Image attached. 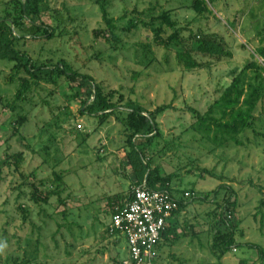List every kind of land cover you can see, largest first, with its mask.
Returning <instances> with one entry per match:
<instances>
[{"label": "rangeland", "instance_id": "rangeland-1", "mask_svg": "<svg viewBox=\"0 0 264 264\" xmlns=\"http://www.w3.org/2000/svg\"><path fill=\"white\" fill-rule=\"evenodd\" d=\"M17 1L0 0V18L19 16ZM96 1L37 0L29 18L51 25L54 38L29 41L26 49L41 60L65 59L113 93L118 107L172 106L156 116L158 134L146 162L168 176L172 195L183 199L171 225L184 236L160 243L156 264H264L250 248L264 249V218L256 210L264 198V90L254 112L258 121L239 137L240 145H214L194 130L192 113L206 112L246 64L245 90L264 85L255 67H263L256 50L264 48V0H205L208 11L201 13L193 0H98L116 20L114 29L103 25ZM163 11L183 39L167 50L154 41L159 28L163 38L172 33L154 20ZM134 22L138 26L128 31ZM199 33L216 35L230 55L191 51L201 66L186 71L175 53L191 49L190 37ZM10 67L0 60V264H123L124 237L106 231L114 209L107 200L132 187L126 136L115 118L120 114L100 122L86 113L92 86L63 78L56 86L33 87L11 111L7 103L17 85L5 83ZM143 143L135 139L137 147ZM229 226L235 242L221 256L214 235Z\"/></svg>", "mask_w": 264, "mask_h": 264}, {"label": "trees", "instance_id": "trees-1", "mask_svg": "<svg viewBox=\"0 0 264 264\" xmlns=\"http://www.w3.org/2000/svg\"><path fill=\"white\" fill-rule=\"evenodd\" d=\"M205 3V0H193L192 5L201 13L203 10L208 11ZM15 4V10L18 9L19 16L14 17L10 13L5 12V16L0 18V60L11 63L10 73L7 75L5 83H15L17 85L13 99L7 103L9 109L14 111L19 108L16 103L25 101L26 95L33 87H38L41 84L56 86L61 78L71 83L79 80L81 86L90 84L92 89L89 91L88 96L91 101L87 106L88 112H85L91 116H95L100 122H106L112 116L115 117L116 114H120V116H116L115 118L122 125L126 136V147L124 148L126 154L124 155V160L128 162L136 179L133 187L125 195L117 196L113 202L111 201L114 199L113 197L107 200L110 206L114 208L111 213V220L117 210L124 208L131 200L133 189L141 186L144 181L150 190L167 191L172 194L168 187L169 177L161 175L157 167L151 168V165L146 162L148 150L152 147L158 134L156 116L172 108V106L170 104L161 105L155 111H147L139 105H130L127 109L118 107L113 102V93L105 94L90 75L78 72L65 59L54 61L52 58L41 60L34 57L26 49V43L29 41H49L53 39V28L45 22L36 24L29 18L30 14L36 10L37 0H19ZM96 6L99 9L103 25L108 29H114L116 20L108 17L105 4L98 3L97 0ZM154 20L172 31L168 38L161 36V28L154 31V41L158 46H162V48L167 50L171 47L172 42L176 44L183 42V39L181 40L180 35L176 31V22L170 18L168 12L163 11ZM137 26L136 22L131 23V26L127 30L131 31L132 29H136ZM142 26L146 29L150 27L145 22L142 23ZM190 40L193 42L191 49L176 51L175 53L177 61L183 65L186 71L199 69L201 66L192 57L191 51L216 59L230 55L216 35L199 33L190 37ZM256 53L263 59V67L256 65V70L264 74V48H259L256 50ZM247 68L248 65L246 64L234 74L229 82L222 87L219 97L213 101L206 112L200 113L192 110L195 119L194 130L202 136L207 137L214 145L222 146L228 142L240 145L241 141L239 137L258 121L254 116V112L256 111L261 91L264 90V85L262 81L257 85H251L250 83L248 85L249 89L246 91L243 87V76ZM257 79L258 76L255 77V80ZM120 100H122L121 95H119ZM18 118L19 123L25 120V116L19 115ZM136 138H140L144 142V145L137 147L135 145ZM22 159V155L20 154L15 157L17 163L21 162ZM55 177L57 182H62L60 175ZM54 193L58 194L59 191H55ZM45 200V198L42 200L36 199V202H45ZM178 205V209L172 215L179 213L185 207L182 199H180ZM256 210L264 218V198L259 201ZM220 220L222 224L225 223L224 225L228 226V223L223 220L222 216ZM177 229L176 225L169 226L168 224L158 244L163 242L173 243V241L183 237L184 235L181 233L177 236ZM226 229L228 228L226 227ZM106 231L110 235H120L118 231L110 232L109 226ZM214 242V247L219 248L221 256L227 253L235 242L232 229L230 228L226 233L218 230L214 235ZM250 248L256 250L260 261L264 259V249L259 245H250Z\"/></svg>", "mask_w": 264, "mask_h": 264}, {"label": "built area", "instance_id": "built-area-1", "mask_svg": "<svg viewBox=\"0 0 264 264\" xmlns=\"http://www.w3.org/2000/svg\"><path fill=\"white\" fill-rule=\"evenodd\" d=\"M190 195L185 192L184 198ZM180 199L148 189L145 181L133 189L131 200L117 210L109 225L110 232L118 231L125 239L128 256L123 264H156L158 242Z\"/></svg>", "mask_w": 264, "mask_h": 264}, {"label": "crops", "instance_id": "crops-1", "mask_svg": "<svg viewBox=\"0 0 264 264\" xmlns=\"http://www.w3.org/2000/svg\"><path fill=\"white\" fill-rule=\"evenodd\" d=\"M112 118V117H111ZM110 118V119H111ZM126 164H128V162L126 163ZM127 170H129V176H128V178L132 181V187H133V184H134V182H136V179H135V177H134V174H133V172H132V169L129 167V169H127ZM131 187V188H132ZM113 196H115V195H113ZM112 198V197H111ZM117 207V206H116ZM174 217V215H172V217L169 219V221H168V224H169V226L171 225V223H172V218ZM111 219V218H110ZM168 226V225H167ZM126 245V244H125ZM160 246V245H159ZM157 250H158V247H157ZM159 257H160V255H159Z\"/></svg>", "mask_w": 264, "mask_h": 264}]
</instances>
